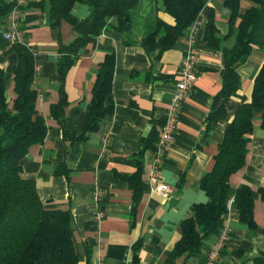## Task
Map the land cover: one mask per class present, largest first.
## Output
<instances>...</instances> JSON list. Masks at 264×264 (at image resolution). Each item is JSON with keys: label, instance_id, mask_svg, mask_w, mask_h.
<instances>
[{"label": "crops", "instance_id": "1", "mask_svg": "<svg viewBox=\"0 0 264 264\" xmlns=\"http://www.w3.org/2000/svg\"><path fill=\"white\" fill-rule=\"evenodd\" d=\"M38 1L27 0L22 18L28 33L27 44L35 52L37 110L48 129L45 140L30 147L21 166L23 175L35 182L39 198L47 209L72 214L78 264H202L199 257H181L172 263H168V258L181 239L182 222L191 216L192 207L208 202L201 180L212 170L225 130L239 106L252 99L264 53L254 48L247 62L238 68L240 88L236 95L220 100L225 115L209 129V114L223 89L225 50L234 47L237 30L230 28V10L224 5L225 0H212L204 7L201 17L205 22L212 11L215 14L219 47L209 45L204 29L201 30L195 44L198 81L181 106L174 140L157 172L158 180L169 188L168 196L163 197L149 183L155 154L151 149L143 152L142 140L149 136L155 124L165 119L180 80L185 37H180L172 49L159 57L158 51L148 52L142 47L141 26L124 33L112 20L103 35L81 51L80 58L68 71L64 83L67 106L57 118L52 108L60 101L58 50L61 44L72 43L77 33L67 21L53 27L48 3L43 8L29 6ZM143 1L147 16L175 25L163 0ZM249 7V2H241L242 10ZM89 14L86 5L73 7L72 15L78 20ZM112 54L116 58L111 96L115 110L101 121L98 131L87 133L85 120L91 110L98 68ZM17 62L15 51L0 50V69L15 66ZM5 86L7 102L13 108L16 95L12 74L6 75ZM261 124L262 111L256 110L246 165L230 179L231 200L243 184L255 191L256 226L251 229L242 223L236 208L229 205L225 217L228 240L218 264H254L257 257L264 255V196L260 193L264 189V129ZM139 162L143 167L144 195L133 216L134 194L128 178L137 172ZM60 166L68 175L56 174ZM95 181L104 193L102 207L106 214L98 227L94 221ZM215 242L214 238L205 244L206 258Z\"/></svg>", "mask_w": 264, "mask_h": 264}, {"label": "trees", "instance_id": "2", "mask_svg": "<svg viewBox=\"0 0 264 264\" xmlns=\"http://www.w3.org/2000/svg\"><path fill=\"white\" fill-rule=\"evenodd\" d=\"M163 1L166 12L175 21L174 26L147 16L143 0H40L29 4L30 7L43 8L48 3L51 25L59 27L62 21H67L77 33L72 43L59 46L60 101L52 108L54 117L60 118L67 106L64 83L68 71L80 58L81 51L95 42L112 20L116 22L115 27L124 33L141 26L142 47L148 52L158 51L160 57L172 49L180 37L187 35L208 4V0ZM242 1L249 2L251 7L242 10ZM76 4L88 6L90 14L87 18L78 20L72 15ZM224 5L230 10V28L237 30V36L234 47L225 50L223 89L209 114V129L225 115L220 100L236 95L240 88L238 68L247 62L254 48L264 53V0H225ZM13 7V0H0V50L12 49L18 56L15 66L0 69V264H78L80 257L72 214L47 209L39 198L35 182L23 175L22 160L32 145L45 140L48 127L37 110L35 52L28 44L9 47L4 38L7 16ZM203 29L205 41L219 47V30L213 11ZM25 33L28 37L27 31ZM115 66L116 58L112 54L106 56L98 68L91 110L85 120L87 133L98 131L101 121L114 113L111 96ZM8 73L14 80L16 97L13 108L9 107L6 98L5 78ZM256 110L262 111L261 126L264 129V64L255 79L251 101L239 106L225 130L212 170L201 180V189L208 202L195 204L191 216L182 222L181 239L174 246L168 263L181 257H199L204 264L207 259L203 252L205 244L224 232L225 217L232 199L230 179L246 165ZM164 122L165 119L155 124L149 136L142 140L143 152L157 150ZM138 167L137 172L128 178L134 194L133 216L144 195L140 162ZM60 168L57 175H68V171ZM260 193L264 196V189H260ZM254 195L251 186L243 184L236 191L232 203L240 221L251 229L256 226L253 219ZM254 264H264V255L257 257Z\"/></svg>", "mask_w": 264, "mask_h": 264}, {"label": "built area", "instance_id": "3", "mask_svg": "<svg viewBox=\"0 0 264 264\" xmlns=\"http://www.w3.org/2000/svg\"><path fill=\"white\" fill-rule=\"evenodd\" d=\"M14 7L12 11L7 16L6 20V30L4 32V38L9 44V47L16 46L18 44H27V36L23 30V18L22 13L27 5V0H13ZM212 0H208L210 3ZM208 5V4H207ZM205 21L200 17L193 23L187 35L186 48L181 62V67L179 70L180 80L176 84L175 92L172 96L170 106L165 115V122L163 126V131L161 138L158 142L157 150L154 152V166L149 178V183L154 187L155 191L163 197H167L169 193V188L161 181L158 180V169L161 161L163 160L166 150L169 144L174 140V131L178 123V117L181 111V106L186 99L188 93L192 90L198 81V52L196 49V38L203 30ZM105 30L101 33L103 35ZM93 199L95 204V214L94 221L98 226L101 225L102 221L105 219L106 214L102 207V200L104 199V193L100 188L99 182L95 181L93 189ZM233 200L229 202L232 205ZM228 240V234L224 232L216 238V242L209 249L206 262L204 264H218L221 256V252L225 248ZM99 243V238L97 239Z\"/></svg>", "mask_w": 264, "mask_h": 264}, {"label": "rangeland", "instance_id": "4", "mask_svg": "<svg viewBox=\"0 0 264 264\" xmlns=\"http://www.w3.org/2000/svg\"><path fill=\"white\" fill-rule=\"evenodd\" d=\"M140 11H142V9Z\"/></svg>", "mask_w": 264, "mask_h": 264}]
</instances>
